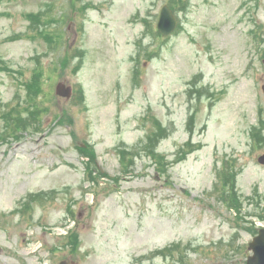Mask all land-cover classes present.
<instances>
[{"label": "rangeland", "instance_id": "rangeland-1", "mask_svg": "<svg viewBox=\"0 0 264 264\" xmlns=\"http://www.w3.org/2000/svg\"><path fill=\"white\" fill-rule=\"evenodd\" d=\"M263 127L264 0H0V264H245Z\"/></svg>", "mask_w": 264, "mask_h": 264}, {"label": "water", "instance_id": "water-1", "mask_svg": "<svg viewBox=\"0 0 264 264\" xmlns=\"http://www.w3.org/2000/svg\"><path fill=\"white\" fill-rule=\"evenodd\" d=\"M175 18L169 8L164 6L161 9L157 28L162 35L169 34L175 26ZM56 92L59 95L69 97L71 94V88L66 87L63 82H59L56 85ZM258 160L264 163V154L261 155ZM248 248L252 250V254L247 256L246 264H264V228L258 230V234L253 236L252 240L248 243ZM58 264H76L75 262L68 263L65 260L60 261Z\"/></svg>", "mask_w": 264, "mask_h": 264}, {"label": "trees", "instance_id": "trees-1", "mask_svg": "<svg viewBox=\"0 0 264 264\" xmlns=\"http://www.w3.org/2000/svg\"><path fill=\"white\" fill-rule=\"evenodd\" d=\"M43 36L46 38L47 35H43ZM153 119H154V123L155 124H153L151 133L148 134L150 139H148L147 143L143 144V145H146V147L144 149V152H151L152 156L155 157L156 153H154V151H153L155 149L154 145H153V143L155 142L154 138H159L157 135H159L160 138L164 137L162 135V133H163L162 131L165 130V127L160 123V121L158 119H156L155 117ZM152 122H153V120H152ZM260 132H264V127L260 130ZM251 136L254 138V141H257L259 143V141H258L259 140V137H258L259 136V131L258 130L255 131V129H254L252 131ZM184 148L185 147H183V149ZM183 149L181 151H178V157L181 156ZM122 152H130V151L122 150ZM161 155L164 156L163 154H161ZM175 158H176V160H178L177 157H175ZM233 163H235L234 160L228 159V160H226L223 163L224 167L225 166H229L228 170L226 168L223 171L222 170H220V171L218 170L217 171L219 176H220V174L222 176H224V179H223L224 180V184L222 185L223 188L222 189H217V196L221 195L222 192L224 194L228 193V194H226V196H224V200L223 201L226 202L229 206H234L235 207L238 204V199L235 196V194H236V192H235L236 188L234 189L235 180L233 179V176H231V174L233 173V169L236 168V165H234Z\"/></svg>", "mask_w": 264, "mask_h": 264}]
</instances>
